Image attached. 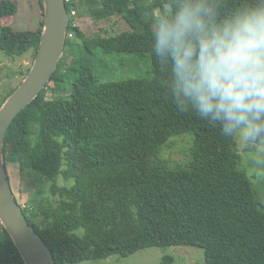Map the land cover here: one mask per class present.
<instances>
[{
  "label": "trees",
  "instance_id": "obj_1",
  "mask_svg": "<svg viewBox=\"0 0 264 264\" xmlns=\"http://www.w3.org/2000/svg\"><path fill=\"white\" fill-rule=\"evenodd\" d=\"M38 1V29L0 28V51L8 57L31 52L35 59L44 22L43 1ZM241 2L226 0V6ZM66 3V48L51 82L58 91L69 81L72 92L49 98L47 86L14 120L4 146L7 171L10 161L21 173L52 183L49 196L39 188L28 208L19 204L56 264L174 246L202 248L206 264H264V207L239 169L236 141L194 113L178 111L159 86L151 13L170 0H88L93 20L116 17L131 29L92 38L76 22L78 4ZM18 10L17 2L0 0V19ZM110 54H149L152 76L101 81L88 59ZM72 73L77 77L70 81ZM17 87L5 93L0 107ZM33 125L38 128L35 140ZM185 134L195 136L191 157L186 165L171 166L161 157L164 147ZM61 176L68 185H59ZM173 262L168 256L162 264ZM0 264H25L1 223Z\"/></svg>",
  "mask_w": 264,
  "mask_h": 264
},
{
  "label": "clouds",
  "instance_id": "obj_2",
  "mask_svg": "<svg viewBox=\"0 0 264 264\" xmlns=\"http://www.w3.org/2000/svg\"><path fill=\"white\" fill-rule=\"evenodd\" d=\"M151 23L159 86L176 109L264 149V0H170Z\"/></svg>",
  "mask_w": 264,
  "mask_h": 264
},
{
  "label": "rangeland",
  "instance_id": "obj_3",
  "mask_svg": "<svg viewBox=\"0 0 264 264\" xmlns=\"http://www.w3.org/2000/svg\"><path fill=\"white\" fill-rule=\"evenodd\" d=\"M18 3V13L10 18L0 19V28L10 24L16 30L38 29L41 24V8L38 0H13ZM78 4L76 10V22L84 31L86 36L92 38L97 35H117L124 30H131L119 18H112L107 21H95L88 14L90 7L88 0H75ZM81 14V15H80ZM8 19V20H7ZM64 55V54H63ZM70 54L67 64L72 60ZM92 59V60H91ZM32 53L23 57L10 58L5 52L0 51V100L10 89L17 87L25 77L20 72L31 68L33 65ZM94 75L101 81L150 78L153 66L151 56H137L131 54H110L88 59ZM77 77L71 74L67 79L73 81ZM69 81L60 85V90H54L53 82L49 83L48 97L59 98L69 95L72 91ZM32 139L35 140L38 128L33 125ZM195 136L185 134L173 137L161 155L162 159L168 161L171 166L186 165L191 157V149L194 145ZM236 150L240 155L239 169L245 172L251 181L252 187L264 207V149L260 151L248 150L249 146L241 145L236 141ZM8 173L14 194L24 207L28 208L35 191L39 188L49 196L51 182L45 180L40 175H27L21 173L19 166L8 161ZM41 177V179H40ZM43 179V180H42ZM44 181V182H43ZM71 182V181H70ZM59 185H68L61 176L58 179ZM82 233V230L79 232ZM173 257V264H206L205 251L200 247L174 246V247H149L139 250L129 256L123 257L114 255L106 259L86 260L76 264H162L165 257Z\"/></svg>",
  "mask_w": 264,
  "mask_h": 264
},
{
  "label": "water",
  "instance_id": "obj_4",
  "mask_svg": "<svg viewBox=\"0 0 264 264\" xmlns=\"http://www.w3.org/2000/svg\"><path fill=\"white\" fill-rule=\"evenodd\" d=\"M43 1V28L28 75L0 107V223L25 264H56L42 236L28 221L11 186L4 146L14 120L47 88L63 57L69 30L66 0Z\"/></svg>",
  "mask_w": 264,
  "mask_h": 264
},
{
  "label": "built area",
  "instance_id": "obj_5",
  "mask_svg": "<svg viewBox=\"0 0 264 264\" xmlns=\"http://www.w3.org/2000/svg\"><path fill=\"white\" fill-rule=\"evenodd\" d=\"M23 206V205H22ZM24 207V206H23Z\"/></svg>",
  "mask_w": 264,
  "mask_h": 264
}]
</instances>
